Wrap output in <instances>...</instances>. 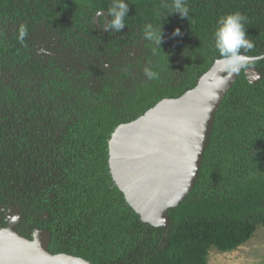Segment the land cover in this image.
Wrapping results in <instances>:
<instances>
[{
  "label": "trees",
  "instance_id": "obj_1",
  "mask_svg": "<svg viewBox=\"0 0 264 264\" xmlns=\"http://www.w3.org/2000/svg\"><path fill=\"white\" fill-rule=\"evenodd\" d=\"M125 2L116 32L112 0H0V228L27 239L48 231L51 254L91 264H207L211 249L231 252L264 226V57L249 64L261 82L242 72L224 97L195 187L167 211L166 233L115 185L108 142L198 84L219 56L221 17L246 16L254 48L245 54L264 55V0H186L187 19L172 0ZM149 23L162 29L160 48L144 39ZM145 66L156 78L138 77Z\"/></svg>",
  "mask_w": 264,
  "mask_h": 264
},
{
  "label": "water",
  "instance_id": "obj_2",
  "mask_svg": "<svg viewBox=\"0 0 264 264\" xmlns=\"http://www.w3.org/2000/svg\"><path fill=\"white\" fill-rule=\"evenodd\" d=\"M100 12L97 15V22ZM249 57L236 73L214 63L191 90L162 99L141 117L118 126L108 142L112 179L143 222L169 227L167 211L178 207L195 187L218 109L243 72L251 85L263 75ZM230 76V78H228ZM48 231L35 230L30 239L12 227L0 228V264H91L67 254H51Z\"/></svg>",
  "mask_w": 264,
  "mask_h": 264
},
{
  "label": "clouds",
  "instance_id": "obj_3",
  "mask_svg": "<svg viewBox=\"0 0 264 264\" xmlns=\"http://www.w3.org/2000/svg\"><path fill=\"white\" fill-rule=\"evenodd\" d=\"M171 7L173 13L178 14L181 19L189 18V8L186 0H172ZM128 12L129 5L125 0H112V5L108 10V16L110 17L108 29L121 32L125 28V18ZM246 22L247 17L238 11L223 16L217 21L218 26L214 32V46L219 56L216 63L222 65L226 73H236L249 62V57L245 53L251 51L254 44L246 35ZM24 34V30L21 29V38L24 37ZM173 35L180 36V30L176 29ZM144 39L160 48L163 42L162 29L157 31L152 24H146L144 26ZM145 74L149 79H154L157 76V73L147 69Z\"/></svg>",
  "mask_w": 264,
  "mask_h": 264
},
{
  "label": "rangeland",
  "instance_id": "obj_4",
  "mask_svg": "<svg viewBox=\"0 0 264 264\" xmlns=\"http://www.w3.org/2000/svg\"><path fill=\"white\" fill-rule=\"evenodd\" d=\"M142 69L138 77L145 75ZM15 215H9V221L13 222ZM207 264H264V226L256 227L252 237L235 250L220 253L214 249L209 251Z\"/></svg>",
  "mask_w": 264,
  "mask_h": 264
},
{
  "label": "flooded vegetation",
  "instance_id": "obj_5",
  "mask_svg": "<svg viewBox=\"0 0 264 264\" xmlns=\"http://www.w3.org/2000/svg\"><path fill=\"white\" fill-rule=\"evenodd\" d=\"M3 228V227H2ZM5 228V227H4ZM15 230V229H14ZM16 231V230H15ZM17 233V232H16Z\"/></svg>",
  "mask_w": 264,
  "mask_h": 264
}]
</instances>
